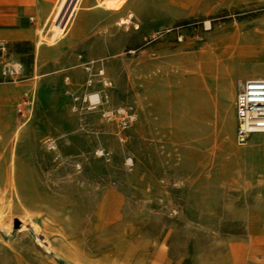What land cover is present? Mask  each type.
<instances>
[{
    "label": "rangeland",
    "instance_id": "1",
    "mask_svg": "<svg viewBox=\"0 0 264 264\" xmlns=\"http://www.w3.org/2000/svg\"><path fill=\"white\" fill-rule=\"evenodd\" d=\"M126 11L84 9L68 32L51 15L0 51V264H264V133L235 137L237 82L264 78V0ZM117 105L138 113L126 131L101 116Z\"/></svg>",
    "mask_w": 264,
    "mask_h": 264
},
{
    "label": "crops",
    "instance_id": "2",
    "mask_svg": "<svg viewBox=\"0 0 264 264\" xmlns=\"http://www.w3.org/2000/svg\"><path fill=\"white\" fill-rule=\"evenodd\" d=\"M100 1L101 0H0V42L7 44L9 41L20 42L32 40L35 37L37 29L43 26L51 15L59 16V18L62 17L61 21L66 19L64 32L70 31V18L78 16L84 9H87L91 12V15L94 16L96 14L105 15L107 18H117L118 20L120 17L128 18L131 16L126 11L128 0H106L110 2L115 1V3L119 1L126 3L124 5V11L121 10L115 15L101 9H93L96 3ZM88 2L89 6H86ZM45 40H47V37L43 35L40 42L48 45V41ZM261 143L263 145L260 147L259 151L264 161V136L261 138ZM257 151L258 149L254 147L253 154L255 163H257ZM254 174L264 175V171H254ZM261 198L264 199V195ZM262 207L264 208V203ZM259 223L264 225V211L260 212ZM262 232H264V227L260 228V233ZM256 238L262 239L264 235H259V237L257 236Z\"/></svg>",
    "mask_w": 264,
    "mask_h": 264
},
{
    "label": "built area",
    "instance_id": "3",
    "mask_svg": "<svg viewBox=\"0 0 264 264\" xmlns=\"http://www.w3.org/2000/svg\"><path fill=\"white\" fill-rule=\"evenodd\" d=\"M6 49L7 45L0 42V51H5ZM95 64V61L84 62L86 73L91 77L99 76L103 78L104 69L98 68L97 72H94ZM22 69L23 66L21 64H15L13 73L19 74ZM4 73H7L6 70ZM90 82H92L91 79ZM104 84L108 85V83ZM78 100H81V98L75 97V101ZM83 101L89 103L88 109L96 110L104 103H109V97L108 95L104 97L97 93L90 96L85 95ZM74 109L77 110L78 107L75 106ZM99 110L102 118L106 122L115 123L120 131L130 129L138 120V113L133 107L117 105L106 106ZM235 117V137L238 144L245 145L249 142L252 135L264 133V79H243L237 82ZM47 144L49 148L55 147L52 140L47 141Z\"/></svg>",
    "mask_w": 264,
    "mask_h": 264
},
{
    "label": "bare ground",
    "instance_id": "4",
    "mask_svg": "<svg viewBox=\"0 0 264 264\" xmlns=\"http://www.w3.org/2000/svg\"><path fill=\"white\" fill-rule=\"evenodd\" d=\"M130 23H131V21L129 19H124V20L122 19V20H120L119 25H129ZM14 188H15V185H14ZM2 217L0 216V226H2L3 228L12 229V225L11 224H12L13 221L9 223L8 221L4 220ZM19 219L24 220L22 218H19ZM37 230H40V229H37ZM48 246L50 248V242H48Z\"/></svg>",
    "mask_w": 264,
    "mask_h": 264
}]
</instances>
